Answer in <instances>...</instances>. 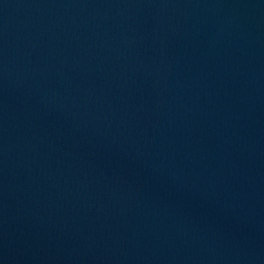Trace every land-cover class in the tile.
<instances>
[{
	"label": "water",
	"instance_id": "95a60500",
	"mask_svg": "<svg viewBox=\"0 0 264 264\" xmlns=\"http://www.w3.org/2000/svg\"><path fill=\"white\" fill-rule=\"evenodd\" d=\"M0 264H264V0H0Z\"/></svg>",
	"mask_w": 264,
	"mask_h": 264
}]
</instances>
